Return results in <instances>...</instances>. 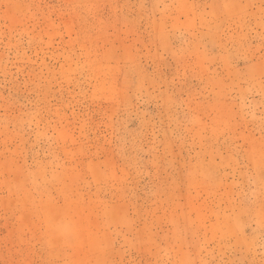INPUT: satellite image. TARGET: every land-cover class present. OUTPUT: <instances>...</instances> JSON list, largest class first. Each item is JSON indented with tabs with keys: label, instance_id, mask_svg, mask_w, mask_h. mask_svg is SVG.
<instances>
[{
	"label": "rangeland",
	"instance_id": "374dc122",
	"mask_svg": "<svg viewBox=\"0 0 264 264\" xmlns=\"http://www.w3.org/2000/svg\"><path fill=\"white\" fill-rule=\"evenodd\" d=\"M0 264H264V0H0Z\"/></svg>",
	"mask_w": 264,
	"mask_h": 264
}]
</instances>
